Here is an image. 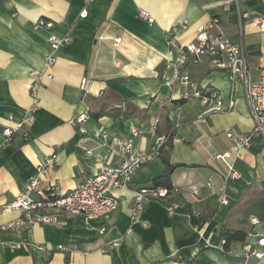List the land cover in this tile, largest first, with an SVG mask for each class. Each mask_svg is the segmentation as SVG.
Masks as SVG:
<instances>
[{"label":"crops","instance_id":"obj_1","mask_svg":"<svg viewBox=\"0 0 264 264\" xmlns=\"http://www.w3.org/2000/svg\"><path fill=\"white\" fill-rule=\"evenodd\" d=\"M259 16L264 17L261 0H0V264H264V259L244 262V242L234 241L228 250L222 245L226 229L255 231L253 243L264 235L262 138L233 158L240 180L226 181V165L216 159L232 149L228 131L250 133L255 127L244 84L212 61L190 62L187 71L195 83L217 89L225 102L235 100L232 110L201 122V103L181 100L184 88L169 90L163 81L173 73L170 30L187 20L188 29L178 34L186 45L212 18L220 19L233 43L244 46L257 79L264 54V33L253 21ZM39 20L53 28H35ZM52 35L68 42L55 51ZM53 54L57 59L49 66ZM84 77L89 93L83 98ZM33 108L34 123L8 140L5 128H14ZM86 108L88 133L82 134L73 120ZM157 117L158 133L172 131L175 139L163 155L183 165L171 177L182 191L172 197L173 214L167 201H150L138 219L131 218L134 192L153 186L151 180L166 169L161 155L135 174L129 188L114 192L119 208L108 217L70 216L27 230L2 229L20 214L1 207L24 191L46 158L57 155L44 183L70 191L120 163L119 142L133 129L141 131L136 148L150 151L149 130ZM223 187L227 205L221 202ZM192 189L200 195L189 194Z\"/></svg>","mask_w":264,"mask_h":264},{"label":"built area","instance_id":"obj_2","mask_svg":"<svg viewBox=\"0 0 264 264\" xmlns=\"http://www.w3.org/2000/svg\"><path fill=\"white\" fill-rule=\"evenodd\" d=\"M90 1V0H88ZM264 2V0H261ZM87 11L84 10L81 16H85ZM142 16L149 22L153 18L146 12ZM264 33V17L259 16L253 20ZM188 21L183 20L180 24L174 26L169 32V45L174 52L172 61L173 73L165 75L163 78L165 86L173 90L177 86L184 88L181 100H198L204 107L198 115V120L206 122L213 114L224 113L235 107V100L231 98L225 102L221 93L213 87H200L195 83L187 71L190 62L200 65L205 61H212L214 66L229 71L231 78L235 82H241L246 88L251 111L255 119V127L250 133H240L235 130L226 133L227 138L232 143L230 152L216 156L226 165L227 173L225 180H240L241 173L236 169L233 158L251 146L253 140L261 136L264 142V54L258 58L257 79H253L248 68L246 52L244 46L237 45L224 33L219 18H212L207 24L202 25L192 42L183 45L178 39V34L188 29ZM35 28H53L52 22L39 20ZM2 31L0 29V40ZM121 40L117 39L116 44ZM68 42V38L59 40L56 36L50 37L52 48L57 51ZM55 54L47 57L49 66L56 62ZM88 79L84 77L81 80V90L83 98L89 93L87 88ZM34 108L29 110L23 120L13 127H7L4 135L10 140L16 131L22 130L25 125H31L35 121ZM90 109L86 110L73 120V125L78 127L82 134H87L88 130L85 122L89 118ZM160 118H156L154 124L149 130L151 138V149L148 152L136 148V140L140 137L141 131L133 129L130 137L119 142V155L121 162L103 168L97 174L88 177L77 187L65 192L57 183H44L57 160V155L52 154L46 158L36 170V173L26 183L24 191L19 194L13 201L4 204L1 209L8 212H18L20 216L3 226V230L22 229L27 230L35 224H56L61 219L70 216H80L87 221L96 218L108 217L119 208V199L115 196L117 189H127L132 183L135 174L153 159L161 156L166 144L171 140L173 132L160 135L159 131ZM25 141L29 140V133H24ZM172 137V141H174ZM264 162V153L262 156ZM211 187L210 182L207 183ZM181 189L173 187L147 186L137 189L134 192V204L132 209V220L138 219L146 204L150 201H167L166 208L169 214H173L176 208L175 199L172 197L181 193ZM222 204H229L226 188L223 187ZM189 194L199 196L198 189L188 191ZM254 223H258L253 220ZM106 230L102 229L101 234ZM257 237L255 231L248 235V240L244 242L242 248V259L248 263L251 259H264V235L259 236L255 243L252 239ZM226 240H222V245ZM12 245V248H16ZM42 250V248H39ZM64 250L63 245L59 246Z\"/></svg>","mask_w":264,"mask_h":264},{"label":"trees","instance_id":"obj_3","mask_svg":"<svg viewBox=\"0 0 264 264\" xmlns=\"http://www.w3.org/2000/svg\"><path fill=\"white\" fill-rule=\"evenodd\" d=\"M172 137H174L173 134L171 136V140L166 144V146H168L169 144H171L173 142ZM164 149H165V147H164ZM163 151H162L161 155L163 157V162L166 165V169L163 173L156 176L151 181L153 182V186L166 187V188L171 189L172 188L171 177L173 176L175 170L179 167H182L183 165L171 164L170 161L168 160L167 156L163 155ZM222 235H223L224 239L226 240V244L224 245V248H225V250H228L229 244L234 242V241L246 242L249 234L245 230L226 229L225 231L222 232Z\"/></svg>","mask_w":264,"mask_h":264},{"label":"water","instance_id":"obj_4","mask_svg":"<svg viewBox=\"0 0 264 264\" xmlns=\"http://www.w3.org/2000/svg\"><path fill=\"white\" fill-rule=\"evenodd\" d=\"M259 138H261V136H259Z\"/></svg>","mask_w":264,"mask_h":264}]
</instances>
